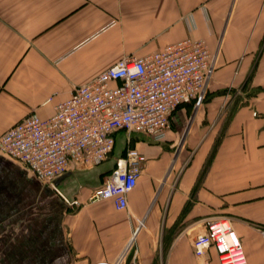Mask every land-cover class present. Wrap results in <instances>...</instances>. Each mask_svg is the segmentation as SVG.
<instances>
[{
    "label": "crops",
    "instance_id": "1",
    "mask_svg": "<svg viewBox=\"0 0 264 264\" xmlns=\"http://www.w3.org/2000/svg\"><path fill=\"white\" fill-rule=\"evenodd\" d=\"M186 38L215 55L207 98L179 106L161 143L132 135L146 160L126 210L87 201L92 169L79 171L82 187L73 175L56 186L71 207L0 154V264H109L143 218L140 264H200L192 240L212 218L229 220L247 264H264V0H0V134L32 113L51 117L122 57ZM229 86L240 95L220 117ZM7 165L23 175L9 185Z\"/></svg>",
    "mask_w": 264,
    "mask_h": 264
},
{
    "label": "built area",
    "instance_id": "2",
    "mask_svg": "<svg viewBox=\"0 0 264 264\" xmlns=\"http://www.w3.org/2000/svg\"><path fill=\"white\" fill-rule=\"evenodd\" d=\"M215 70V55L203 39L186 38L143 57H122L89 82L74 85L51 117L42 119L32 113L0 134V154L23 165L40 184L51 186L69 206L76 207L79 203L67 200L54 181L68 171L107 161L116 135L123 134L124 155L115 160L87 201L110 200L117 211H124L146 160L129 146L132 135L163 142L179 106L192 104L197 111L203 105ZM238 95L240 91L232 86L225 90L220 117ZM144 223V218L137 222L109 264H140L136 238ZM256 230L264 242V226L257 225ZM192 247L200 264H211L210 250L215 251L218 264H247L240 239L224 218L202 221Z\"/></svg>",
    "mask_w": 264,
    "mask_h": 264
},
{
    "label": "rangeland",
    "instance_id": "3",
    "mask_svg": "<svg viewBox=\"0 0 264 264\" xmlns=\"http://www.w3.org/2000/svg\"><path fill=\"white\" fill-rule=\"evenodd\" d=\"M137 135V134H136ZM122 138H123V140H122ZM125 149H126V145H125V140H124V135L123 134H121V136H120V138H119V140H118V142L116 143V145H115V147H114V150H113V152L111 153V155H110V157L108 158V160L107 161H105L104 163L106 164V163H109V160L110 159H112L114 156H117V155H124V153H125ZM104 163H102V164H100V165H103ZM100 165H98V166H100ZM98 166H94V167H86V168H79L78 170H75L74 172H73V177H75V175L76 174H79V171H83V170H85V169H93V168H95V167H98ZM6 171H7V176H6V179H7V185H9L10 184V180H19L20 179V176H23L22 174H18V173H14L13 172V165H7V169H6ZM108 174V173H107ZM73 177H72V179H73ZM101 178V177H100ZM89 181H88V183L90 184V185H93V187H95L96 185V187H98L99 185H101L102 184V180H101V182H100V179H98V177L97 176H92V175H89ZM99 180V181H98ZM42 185V184H41ZM43 186H47V185H43ZM81 186V185H80ZM82 187V186H81ZM95 187V188H96ZM8 188H9V186H8ZM94 189V188H93ZM92 189V190H93ZM7 223V222H6Z\"/></svg>",
    "mask_w": 264,
    "mask_h": 264
},
{
    "label": "water",
    "instance_id": "4",
    "mask_svg": "<svg viewBox=\"0 0 264 264\" xmlns=\"http://www.w3.org/2000/svg\"><path fill=\"white\" fill-rule=\"evenodd\" d=\"M114 164H115V161H110L109 163H106V164H103V165H100L94 169H92L89 173H87L86 175H92V176H100V175H104V174H109L111 172V170L113 169L114 167ZM73 175V173L69 172V173H65L63 175H61L60 177H58L55 181H54V184L55 186H58L59 183L64 180L65 178L69 177ZM84 175V174H83ZM83 175H80V174H76L75 177L77 179L82 180L81 177H83L84 179V176ZM87 183L82 180L80 181V185H86ZM76 187H78V185H76L74 188L76 189ZM59 192L65 197V194L63 193L62 189H58Z\"/></svg>",
    "mask_w": 264,
    "mask_h": 264
}]
</instances>
